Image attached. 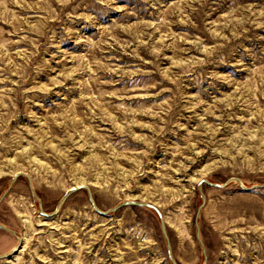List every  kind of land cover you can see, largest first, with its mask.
I'll use <instances>...</instances> for the list:
<instances>
[{"label":"rangeland","instance_id":"374dc122","mask_svg":"<svg viewBox=\"0 0 264 264\" xmlns=\"http://www.w3.org/2000/svg\"><path fill=\"white\" fill-rule=\"evenodd\" d=\"M0 223V264H264V0H0Z\"/></svg>","mask_w":264,"mask_h":264},{"label":"water","instance_id":"95a60500","mask_svg":"<svg viewBox=\"0 0 264 264\" xmlns=\"http://www.w3.org/2000/svg\"><path fill=\"white\" fill-rule=\"evenodd\" d=\"M16 178H17V176L13 178L12 182H14V181L16 180ZM203 182H204V183H207V184H209V185H211V186H215V187H221V186H222V185H220V184H214V183H211V182H209V181H207V180H204ZM200 185H201V184H200ZM200 185H199V186H200ZM82 188H86V189H88L86 186H77V187L71 189L69 192H67V193L63 196V198H62L60 204L58 205V207H57V209H56V211H55L54 213L48 214V213H44V212L41 211V214L44 215V216H46V217H53V216L58 212V210L60 209V207H61V205L64 203V201H65V200H66V199H67L72 193L77 192L78 190H80V189H82ZM92 204H93V206L96 208V206H95V202H94L93 200H92ZM121 206H142V207H149V208L154 209V210L158 213V215L160 216V218L162 219V215H161L160 211L158 210V208H156V207H155L154 205H152V204H148V203H144V202H139V201H127V202H124ZM39 207H40V209H41V204H39ZM119 207H120V206H119ZM119 207L114 208V209L111 210V211H115V210H117ZM97 211H98L99 213H101V214H107V213H108V212H102V211H100V210H98V209H97ZM0 229H3V230H6V231H8V232H11L12 234H15V232H14L13 230H11V229L5 227V226L2 225L1 223H0ZM164 232H165V229H164ZM198 237H199V236H198ZM18 240H19V244H18L16 247H14L9 253H6V254H4V255H1V256H0V260H1V259H4V258H10V257H12V256H14L15 254L18 253V251H19L20 248L22 247V238H19V237H18Z\"/></svg>","mask_w":264,"mask_h":264}]
</instances>
